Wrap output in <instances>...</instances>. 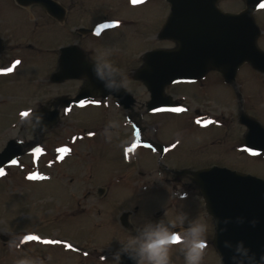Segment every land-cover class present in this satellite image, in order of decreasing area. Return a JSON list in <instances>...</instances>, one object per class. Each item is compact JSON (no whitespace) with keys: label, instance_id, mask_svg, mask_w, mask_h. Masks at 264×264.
<instances>
[{"label":"rangeland","instance_id":"rangeland-1","mask_svg":"<svg viewBox=\"0 0 264 264\" xmlns=\"http://www.w3.org/2000/svg\"><path fill=\"white\" fill-rule=\"evenodd\" d=\"M221 6L229 10L243 7L239 0H225ZM168 10L165 2V14ZM24 13L28 20L29 12ZM255 19L262 26L259 45L264 49V9ZM156 30L151 31L149 44L130 45L110 39L96 43L95 50L98 49L103 60L111 51L136 57L142 53L143 49L139 51L142 47L164 44L155 38ZM31 34L26 27L21 33L22 43L28 42ZM165 46L171 47L172 43L165 42ZM122 47L121 51L115 50ZM40 60L44 59L31 62L26 56L12 61L5 69L4 83L0 85V151L10 139L23 142L34 139L37 131L32 115L49 97L78 92L82 86L81 81L70 80L64 85L55 83L51 89L41 68L44 61ZM240 68L236 83L249 99L246 105H257L258 120L264 125V74L246 64ZM214 75L213 101L209 104L214 119L211 140L221 142L214 145L211 161L263 176L264 156L256 160L249 158L237 147L236 135L231 133L228 140L223 136L224 124L230 121V126L233 122L238 101L232 89L217 80L218 73ZM139 84L132 79L129 90L143 99L145 93ZM185 95L187 112L183 109L153 113L147 118L150 125L155 124V139L168 147L179 139L178 148L182 149L185 142L194 141L189 138L191 135L205 140L207 128L196 126L191 120L198 98ZM106 107L111 110L108 116L122 117L113 121L100 118L101 110L97 106L82 109L78 105L63 110L52 130H45L42 139L19 157L15 165L0 172V264H117L115 252L139 246L149 226L157 223L167 226L169 221L186 227L190 223H206L204 201L191 182L185 186L173 183L155 165L156 154L151 147L143 146L150 150L135 149L126 156L119 152L120 146L111 138L122 132L131 137L133 129L129 124H118L124 119L123 109L112 101ZM183 122L190 123L192 132L185 129ZM234 128L231 124V130ZM145 154L153 155L154 165L144 159ZM99 188L104 190L101 195ZM124 210L132 213L129 231L117 219ZM211 232L205 233V242L211 241ZM169 264H184L179 244L170 249ZM200 264H220L210 243L205 245Z\"/></svg>","mask_w":264,"mask_h":264},{"label":"flooded vegetation","instance_id":"flooded-vegetation-1","mask_svg":"<svg viewBox=\"0 0 264 264\" xmlns=\"http://www.w3.org/2000/svg\"><path fill=\"white\" fill-rule=\"evenodd\" d=\"M26 1L27 0H0V85L4 83L3 75L5 74L6 67L9 66L12 61L15 63L18 59H22L26 56L31 58V62H35L41 58L44 59L40 60L44 61L41 68L45 70L46 81L48 80V85L51 89L55 83L64 85V83L71 80L65 76V74L69 72L70 67H67V64L64 62L61 64V56L63 59L68 60L72 57L76 61L73 63L74 68L76 71H81L82 65L77 61L84 55L89 63L96 65V68L99 67L100 70L106 74L105 80L109 82L111 87H106L107 85H105V89L112 92L107 94L102 90H95L91 98L84 99L80 102H72L68 107L62 106V103H66L63 99L75 95L77 91L63 92L56 96L49 97L50 99L44 104L46 110L53 112L54 109L57 108L59 110V115H61L63 110L69 111L72 107L74 108L78 105L82 109L89 106H97L100 107L99 110H101L100 118L113 121L120 115L117 114L115 117L108 116L111 110L106 106H109L110 101H112L117 108L123 109L124 112V119L123 121H119L118 124L126 123L133 129L131 137L128 133L122 132L120 134L116 133V135L111 138V140L115 139V143L120 146L119 152L126 154L135 149H148L143 146L151 147L152 153L156 154L155 165L158 166L160 171L169 175V179L177 185L185 186L186 182H191L196 193H198L197 186L188 174L178 175L175 171L181 169L198 170L214 165L211 161L212 149H214V145L221 142L218 140H211V130L214 119L209 104L213 101L212 88L215 80L214 72H216L218 73L216 76L217 80L223 81L225 87L232 89L233 95L238 101L236 115L231 123L235 125V128L231 130V124L228 126L230 121L227 122L224 124L223 136L228 140L231 137V133L236 135L238 137L237 147L249 158L256 160L257 157L264 156V150L255 152L245 146V133L247 127L240 123V114L243 113L242 110L257 119L259 118L257 116L259 113V111H257V105L253 103V107L247 106L246 101L249 99H246L241 94L240 87L237 84L234 85L226 82L220 71L208 70L203 77L194 81H184L167 85L165 87V93L174 98L178 104V108L176 109L168 108L159 111H150L147 107L150 101V93L143 82L136 78V73L138 71L140 72L146 66L145 61L148 52L165 47V42L172 43V46L175 45L174 42L165 41L159 37V31L165 24L169 13V10L167 14L164 12L166 0H53L54 3L48 6L43 5L41 2H37V0H31L29 3H26ZM223 1L225 0H220L217 3L223 11H240L245 6L244 1L239 0L242 3V8L238 10L224 9L221 6ZM166 4L170 7L167 2ZM262 9H264V7ZM25 11L29 12L28 20L26 19L27 15L24 13ZM260 11L261 9L258 10L256 14ZM86 20L89 21L88 24H86ZM26 27L30 29L32 34L28 42L22 43L21 33ZM261 27L260 25V28ZM156 28L157 30L154 32V36L164 44L162 46L157 45L147 49L142 47L139 49V51L143 49L142 53L136 57L131 56V53H123V51H121L123 49L122 47L115 49L121 52L111 51L107 54L108 58L103 60L100 57L98 49L95 50L96 43L105 42L110 39L130 45L136 44L142 46L144 43L149 44L152 35L151 31ZM39 33L43 35L40 36ZM97 33H99V35H97ZM262 35L263 30L261 29L259 39ZM132 48L133 46L131 47V51H133ZM66 49L68 50L64 51ZM94 51L97 54H94ZM105 63L109 64L112 71H109L108 68H104ZM37 64L39 63H35V65ZM35 68L38 69V66ZM122 78L125 82L124 88L121 87ZM132 79L140 83L139 86L143 88V94L145 93L143 99H138L133 91L129 90V84H131ZM76 81L82 82L80 89L86 84V78L84 77L76 79ZM185 94H188L189 97L198 98V100L195 101L196 107L194 108V116L191 117V120L194 125L207 128L205 140L200 141L196 136L191 135L189 138H193L194 141L189 143L185 142L182 149L178 148L181 145L179 139H176L172 147L160 145L161 142L155 139V132L153 131V129H155V124L150 125V123L147 122L148 115L153 113L182 111L183 109L185 110L184 112H187L189 107L186 103L187 96ZM119 95L124 102H121L118 97ZM132 98L133 100L130 102ZM82 104L83 106H81ZM41 106L43 105H39L38 108ZM179 118L187 119L186 117ZM182 124L185 126V129L192 132L193 128L190 126L189 122H183ZM53 127L54 126L50 129L52 130ZM104 130L107 129L104 128ZM144 159H147L154 165L153 155L149 157L146 156ZM234 169L241 170L242 168ZM260 177L264 178V174ZM199 196L202 199L200 194ZM117 219L119 225L124 230L129 231L130 228L123 227L119 220V216ZM205 224L207 226L206 232L212 231V234L214 231V223L207 212ZM187 228L188 227H185L184 229ZM174 231L181 232L180 228H175ZM136 247L128 246L118 249L114 256L116 263L120 264V260L117 259L118 253L121 254V251H125V249L129 250Z\"/></svg>","mask_w":264,"mask_h":264},{"label":"water","instance_id":"water-1","mask_svg":"<svg viewBox=\"0 0 264 264\" xmlns=\"http://www.w3.org/2000/svg\"><path fill=\"white\" fill-rule=\"evenodd\" d=\"M38 1L45 5L54 3L52 0ZM167 1L171 4L170 14L159 37L174 40L178 46L148 52L146 66L136 75L144 81L151 94V110L173 106L171 97L164 93L166 85L195 80L210 68L220 69L230 83H235L238 68L246 62L264 72V51L257 46L260 29L253 17L255 10L264 5V0H244L245 9L239 13L222 12L217 6L219 0ZM60 62L70 67L66 77L86 78V84L75 100L87 98L98 88L107 94L112 92L105 89V85L109 84L105 80L106 74L102 71L103 78L98 76L96 65L89 63L84 55L77 61L82 65L81 71L74 68L76 61L72 57L68 60L61 56ZM118 97L124 102L120 95ZM35 119L38 137L25 143L9 140L0 152V169L13 164L16 158L24 155L25 148L40 141L44 130L57 121V111L47 112L41 108ZM240 122L247 127L246 146L251 150H264V126L245 112L240 114ZM175 172L178 175L188 174L198 186L207 211L215 222L213 244L221 264H233L231 257L238 255L235 252L238 242H243L244 248L249 249L250 254L254 253L257 259L264 254L263 178L217 165ZM126 216L122 217L125 225ZM225 220H228L227 224ZM253 220L255 225L251 223ZM225 241L230 244L229 248L224 247ZM118 257L121 264H137L139 259L133 250L121 252ZM245 264L248 262L245 261Z\"/></svg>","mask_w":264,"mask_h":264},{"label":"clouds","instance_id":"clouds-1","mask_svg":"<svg viewBox=\"0 0 264 264\" xmlns=\"http://www.w3.org/2000/svg\"><path fill=\"white\" fill-rule=\"evenodd\" d=\"M104 68L112 71L107 63L104 64ZM96 73L103 78V73L99 67H97ZM106 87H111V85L109 84ZM121 87H125L123 78L121 80ZM238 222L242 221L238 220ZM176 223V221H169L167 226L163 223H157L145 230L139 246L133 249L139 257L137 264H169V251L177 244L180 245L183 251L184 264H200L205 248L206 224L203 222L190 223L187 229H183L180 233H177L171 231L172 228L176 227ZM224 223L227 224L228 220H225ZM251 223L255 225L256 221L253 220ZM224 247L229 248L230 244L225 241ZM235 252L238 255L231 257L233 264H245V261L248 264H264V254H261L257 259L254 253L250 254V250L244 248L243 242L237 243ZM238 257H243V259Z\"/></svg>","mask_w":264,"mask_h":264},{"label":"snow or ice","instance_id":"snow-or-ice-1","mask_svg":"<svg viewBox=\"0 0 264 264\" xmlns=\"http://www.w3.org/2000/svg\"><path fill=\"white\" fill-rule=\"evenodd\" d=\"M97 35H99V33H97ZM81 106H83V104ZM177 239H178V237H177Z\"/></svg>","mask_w":264,"mask_h":264}]
</instances>
